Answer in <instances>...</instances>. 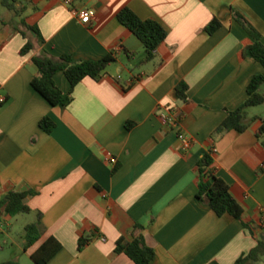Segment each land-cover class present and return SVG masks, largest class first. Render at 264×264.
<instances>
[{"label":"crops","instance_id":"0c3cea01","mask_svg":"<svg viewBox=\"0 0 264 264\" xmlns=\"http://www.w3.org/2000/svg\"><path fill=\"white\" fill-rule=\"evenodd\" d=\"M22 1V17L0 14V98L6 99L0 104V200L32 192L25 202L36 219L40 215L42 232L27 251L23 241H12L22 258L31 260L53 237L62 248L48 264H135L116 244L131 242L137 225L155 252L154 264H234L255 248L264 234V145L257 137L264 116H255L244 133H213L245 102L251 79L264 75L259 63L243 56L253 40L234 18L241 15L264 44V0ZM126 8L168 32L155 60L140 67L135 63L145 58L144 46L117 18ZM81 10L91 16L87 25L74 13ZM22 18L44 39L39 45L24 30L35 44L25 56L20 50L27 39L16 30L23 31ZM214 19L221 27L209 34ZM43 51L74 62L110 53L118 59L99 80L79 83L68 106H51L31 85L39 75L33 57ZM54 81L70 92L63 72ZM180 83L187 85L186 101L177 95ZM175 110L178 125L163 123ZM44 118L55 124L51 133L40 127ZM181 133L192 140L188 151ZM210 148L213 169L250 229L197 198L198 162ZM12 221L0 216V236L11 237ZM83 237L88 243L80 251ZM14 257L0 264H22Z\"/></svg>","mask_w":264,"mask_h":264},{"label":"trees","instance_id":"16d2710c","mask_svg":"<svg viewBox=\"0 0 264 264\" xmlns=\"http://www.w3.org/2000/svg\"><path fill=\"white\" fill-rule=\"evenodd\" d=\"M1 5L16 17H22L25 6L22 0H1ZM119 22L128 28L143 44L145 58L135 63L140 67L155 60L156 49L166 40L168 32L166 28L154 19L142 20L130 9H123L117 16ZM235 20L252 38V43L245 47L243 56L254 60L264 68V44L260 34L238 13H234ZM16 30L27 39L26 44L20 50V55L25 56L35 50V44L24 30L32 32L39 45L44 44V39L38 27L27 24L22 18ZM221 27L219 20L214 19L207 27L209 34L215 33ZM131 61L137 60V55H127ZM117 55L110 53L98 61L74 62L69 56L64 55L59 58L51 56L47 51L33 57V62L39 70V75L31 82L33 89L39 93L51 106H68L73 101V89L86 78L99 80L106 70L117 62ZM63 72L71 85L69 93H64L55 83L54 77L57 73ZM264 75H255L248 87L245 102L235 111L229 112L223 123L214 131L213 138L221 137L229 131L235 130L239 133L246 132L257 118H250L249 109L264 105ZM187 85L180 83L176 92L178 97L186 101ZM55 124L49 118L40 121V127L47 133H51ZM264 125L257 133L259 139H263ZM264 145V139L262 141ZM214 151L209 149L198 162V193L197 198L205 202L219 217L230 215L241 221L246 229L250 225L244 223V210L235 200L230 192L229 185L219 176L214 169ZM32 192H11L0 200V216L15 218L19 215L32 214L31 208L26 204V198ZM35 223L26 226L23 238L24 251L32 248L39 242L41 232L40 215H37ZM143 227L135 226L133 240L127 242L121 239L116 244V252L125 254L135 264H154L155 252L148 247L142 235ZM254 236V235H253ZM88 243V239L81 238L78 243L79 250ZM61 244L53 237L45 241L32 255L34 264H48L61 250ZM264 257V234L257 238V245L248 253L241 255L234 264H258ZM2 264H18L15 260ZM209 264H218L211 262Z\"/></svg>","mask_w":264,"mask_h":264},{"label":"rangeland","instance_id":"374dc122","mask_svg":"<svg viewBox=\"0 0 264 264\" xmlns=\"http://www.w3.org/2000/svg\"><path fill=\"white\" fill-rule=\"evenodd\" d=\"M0 14L4 16L8 15V10L1 5V0H0ZM262 91H264V86L262 87ZM256 109L257 110H251L249 114L250 118H254L255 116L260 117L261 115L264 116V106H259ZM36 220L37 219L34 214L19 215L13 218L12 221L13 228L11 231V237H7L6 235L0 236V260H8V258H15L14 256L17 255L18 258H21L22 264H32L31 260L25 257L22 258L20 253L16 251V245L14 246L13 242L21 243L25 235L26 226L35 223Z\"/></svg>","mask_w":264,"mask_h":264},{"label":"built area","instance_id":"2783aa9c","mask_svg":"<svg viewBox=\"0 0 264 264\" xmlns=\"http://www.w3.org/2000/svg\"><path fill=\"white\" fill-rule=\"evenodd\" d=\"M68 2L70 1L68 0ZM74 13L82 24L87 25L91 22V16L86 10L75 11ZM5 102H6L5 98H0V104H4ZM179 116H180L179 112L175 110L172 113L171 117L169 118L167 116H162V121L165 124L172 123L173 125H178ZM179 140L182 143L183 151H188L191 148L192 140L188 138L186 135H184L183 133L179 135ZM110 162L114 164L116 160L114 158H111ZM3 225H4L3 223H0V232L2 231Z\"/></svg>","mask_w":264,"mask_h":264}]
</instances>
